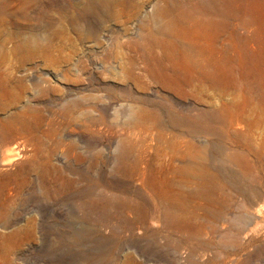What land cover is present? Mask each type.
<instances>
[{
	"label": "rangeland",
	"instance_id": "1",
	"mask_svg": "<svg viewBox=\"0 0 264 264\" xmlns=\"http://www.w3.org/2000/svg\"><path fill=\"white\" fill-rule=\"evenodd\" d=\"M165 11L163 0H0V63L13 91L4 103L17 109V115H25L32 127L30 135H39L53 146L52 161L76 178L75 191L151 203V190L119 169L126 134L117 125L123 120L119 115L91 112L98 117L91 122L86 108L89 97L100 109L123 94L121 88L134 89L124 68L135 52L126 45L163 29ZM158 92L152 86L146 95L154 98ZM202 95L219 99L210 90ZM225 98L232 101L231 95ZM176 100L202 107L189 99ZM252 121L242 130L250 128L260 143L264 126ZM85 126L90 127L88 136L100 138L101 159L93 163L88 158L75 165L63 151L69 143L83 144L78 137ZM199 139L209 164L225 173L227 190L214 205L205 193L185 201L179 214L192 226L171 230L163 219L153 218L131 225L114 208L87 210L75 199V191L53 200L33 173L32 182L9 211L13 226L2 228L20 231L14 240L0 243V264L7 260L10 264H125L130 257L142 264H264V173H245L233 165L224 152L230 147L227 139L213 135ZM158 147L166 162L175 154L169 140L156 139L150 158ZM24 160L17 158V164ZM176 179L182 178L178 174Z\"/></svg>",
	"mask_w": 264,
	"mask_h": 264
},
{
	"label": "bare ground",
	"instance_id": "2",
	"mask_svg": "<svg viewBox=\"0 0 264 264\" xmlns=\"http://www.w3.org/2000/svg\"><path fill=\"white\" fill-rule=\"evenodd\" d=\"M163 1L165 27L126 45L135 52L124 68L134 89L121 88L123 94L100 109L89 97L86 108L91 122L98 119L91 112L119 115L123 120L117 125L126 134L119 169L151 190V203L118 194L75 191L76 178L52 161L53 146L39 135H30L32 127L25 115H17V109L10 110L4 103L13 91L0 63V243L19 234L18 228H2L13 226L9 211L32 182L33 173L53 200L75 191V199L87 210L114 208L131 225L163 219L171 230L192 226L179 214L189 199L205 193L214 205L227 190L225 173L209 164L207 149L197 144L199 138L227 139L230 147L224 152L233 165L245 173H264V139L258 143L250 128L242 130L250 119L252 125L264 126V0ZM152 86L159 89L154 98L146 95ZM205 90L214 92L218 101L205 99ZM226 95L232 96L231 102ZM175 98L202 107L180 104ZM85 127L78 137L83 144L69 143L63 151L75 165L88 158L93 163L101 159L100 138L88 136L90 127ZM156 139L173 144L175 154L168 162L160 157L159 147L150 158ZM20 157L25 160L17 164ZM178 174L181 180L176 179ZM190 184H195L192 191L187 188ZM125 264L142 263L130 257Z\"/></svg>",
	"mask_w": 264,
	"mask_h": 264
}]
</instances>
